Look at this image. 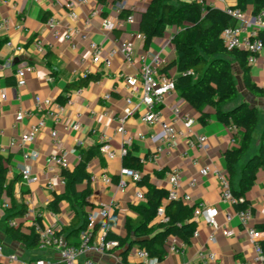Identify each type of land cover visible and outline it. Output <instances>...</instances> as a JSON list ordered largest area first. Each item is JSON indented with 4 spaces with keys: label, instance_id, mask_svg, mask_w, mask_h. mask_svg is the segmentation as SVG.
<instances>
[{
    "label": "crops",
    "instance_id": "crops-1",
    "mask_svg": "<svg viewBox=\"0 0 264 264\" xmlns=\"http://www.w3.org/2000/svg\"><path fill=\"white\" fill-rule=\"evenodd\" d=\"M67 0H0V23L8 22V29L0 28V145L7 146L10 141L17 140L26 133L31 126L35 125L42 117V112H34L33 115L21 123L15 120V114L19 110L31 109L34 98L50 99L57 103L59 96H65L64 89L79 77L86 74H100L101 79L97 83L90 84L86 89L74 91L69 94L72 106L65 107L61 113V122L53 124L46 119L44 128L37 135L35 141L25 148H13L4 154H0L8 168L7 181L12 183V198L3 195L0 199V245L4 254L14 255L17 258L14 264L33 263L37 259H44L55 263L58 260V253L52 249L26 248L21 243L9 239L6 235V227L9 221H14L21 226L20 230L29 233L30 230L22 223V216L19 214L20 207L25 206L28 200L32 201L33 210L40 215L41 223L44 226L55 227L69 244H78L82 230L81 213L75 209L67 200L58 204V211L53 212L48 208L55 196H62L65 193V183L61 181L62 170L48 162L49 155L65 151L69 168L73 172L79 162L80 153L87 159V173L91 177V194L87 198L88 206L85 211L102 206H109L117 211L115 233L120 237H126V220H136V214L131 210L132 205H138L144 200L136 198L137 192L145 194V188L137 183L127 181L125 187L119 186V171L122 168L120 155L123 141L128 137L133 138V144L138 147L137 155L144 161L141 169V176L146 177L149 183L157 188H168V174L172 169H179L182 173L179 193L188 195L191 198L189 206L204 203L216 209V223L219 227L214 231L206 224L204 219L195 221L197 237L192 236L189 245L185 246L183 254L171 252V246L180 247L183 243L175 238H169L167 252L159 264H264L257 260V253L254 249L255 241L239 225L237 211L234 206L221 199V188L215 173L226 176V165L224 153L232 146L233 131L220 124L212 108H207L210 115L206 126L198 122L199 113L188 103L182 100L177 93L167 97L163 104L158 107L161 120L166 123L172 122L171 108L177 105L183 115L193 119L191 134L187 141H180L175 149L169 154L163 153L157 159L152 160L155 150L160 146L159 126L150 127L142 118L147 112L146 106L142 103V90L140 85L131 91L124 85V76H134L141 66V57L146 54L160 55L164 59V66L176 61V53L172 39L179 33L173 27L167 28L161 38H155L148 47L144 46V38L139 32L141 13L144 12L151 0H130L128 9L133 11L135 22L123 25L112 32L103 31L101 23L104 18L114 15L113 4L108 6L98 5L95 0H88L86 5L77 8V20L71 21L64 9ZM199 1V0H187ZM204 6L224 10L234 5L231 1L225 0H201ZM99 11V16L92 19L88 28L90 41L99 44L103 49V55L115 49L118 51L121 44L131 42L134 47L136 61L134 65L127 64L119 52L111 59L109 68L101 64H94L91 61V51L88 43L76 39V49L72 50L63 39H55L52 30L47 26L50 18L62 21L64 26L81 27L84 19L92 12ZM251 10L245 12L247 21L252 17ZM250 30V28H249ZM41 41L44 51L39 54L34 48V42ZM10 43V45H8ZM20 49L19 51L17 50ZM52 55L51 63L55 68L57 76L51 78L50 72L45 66L44 55ZM231 62L234 81L238 95L234 102L223 106L224 110H230L238 104L245 103L254 107L259 112V122L252 136V144L244 155L239 166L233 184L237 189L241 167L246 161L258 152L260 137L264 128V98L253 96L245 88L242 81V74L238 65ZM23 64L34 67V71L26 75V82L23 87L17 86L15 76L16 69ZM168 76L176 80L178 73L176 68L170 67L166 72ZM250 75L253 83L264 89V52L258 57L256 63L250 66ZM110 94L111 97L105 100L103 97ZM131 96L132 104L127 105L126 97ZM58 104V103H57ZM60 104V105H64ZM123 120L124 134H116L120 123ZM80 124L79 130L65 129L67 123ZM176 127L185 132L184 127L177 124ZM55 130L58 135V143L53 144L51 132ZM143 135L144 140L138 136ZM101 135L110 138L109 144L117 152L114 161L107 160L98 152ZM206 137L202 149L193 148L189 142L196 144L198 138ZM37 155L36 159L28 160L25 155ZM28 165L32 169V175L36 181L28 184L21 178V167ZM210 167L211 173L202 176L200 171ZM103 177L108 182L103 181ZM52 180V188L48 183ZM63 180V179H62ZM195 180V185L190 182ZM84 186H80L81 190ZM253 211L251 226L256 229L264 224V170L257 173L252 189L246 195ZM3 204L7 207L4 208ZM11 217L7 221L8 217ZM229 217V219H228ZM167 226V219L156 218L152 224V232L163 230ZM233 232L232 237H224L222 230ZM103 230L97 229L93 232L91 247L86 254L101 264H141L136 257V247L129 252L126 261L121 258V251L113 247L103 253L94 250ZM214 235V242H209V236ZM264 234L262 235V239ZM261 239V240H262ZM199 253L204 255L213 254V261L201 263ZM0 264H8L3 259Z\"/></svg>",
    "mask_w": 264,
    "mask_h": 264
},
{
    "label": "trees",
    "instance_id": "trees-1",
    "mask_svg": "<svg viewBox=\"0 0 264 264\" xmlns=\"http://www.w3.org/2000/svg\"><path fill=\"white\" fill-rule=\"evenodd\" d=\"M98 5L108 6L119 0H95ZM234 3L231 8L241 12L251 10L253 16L264 8V0H225ZM132 13L124 9L120 17L126 18ZM235 25L234 20L224 10L204 6L201 2L187 0H151L144 12L141 13L139 32L144 38V46L148 47L155 38L164 36L167 28L173 27L180 30L172 39L176 53V61L161 68L166 72L170 67H175L178 76L175 80L176 93L199 113L198 122L206 126L210 115L207 108H212L217 121L228 129H235L232 135L233 144L224 153L226 165V178L229 181L231 192L237 203L236 211L250 207L246 198L247 193L254 186L257 173L264 170V128L260 137L258 152L252 155L241 167L240 179L237 189L233 184L239 166L244 155L252 144V136L259 122V112L254 107L245 103L236 105L230 110H224L223 106L235 101L238 95L234 81L231 62L234 61L242 74V81L253 96L264 98V89L256 86L250 75V65L247 63L248 54L242 50L228 51L220 38L224 29ZM2 43H0V48ZM45 66L50 72L51 78L57 73L51 63L52 55H44ZM187 73H191L188 75ZM100 74H87L79 77L65 86V96H59L58 104L66 102L69 94L74 91L86 89L90 84L100 81ZM138 147L135 144L126 150L122 156V168H130L141 171V158L137 155ZM99 152V147H98ZM80 162L73 171H62V179L65 183V193L55 196L48 205L53 212L58 211V204L67 200L81 213L82 224L80 229L87 227L88 206L87 198L91 194V177L87 173V159L80 153ZM8 168L5 159L0 155V199L3 195L12 198V183L7 181ZM84 186L79 190L80 186ZM138 186L145 188L144 202L132 205L131 210L136 214V220H126V237H120L115 233L117 211L112 210L110 215L98 221L93 232L103 230L104 243H116L115 249L121 251V258L126 261L133 247L145 250L152 259L162 262L167 252L169 238H175L185 245H189L196 230V223L192 220L196 205H186L182 201H168V191L157 188L149 183L146 177H141ZM164 210V218L167 226L158 232H152V224L157 218V211ZM25 206L22 205L19 214L22 216ZM10 216L7 221L10 220ZM41 222L40 218L38 219ZM18 227H6V235L9 239L21 243L26 248H37L38 237L30 231L24 233ZM256 229L264 234V224ZM58 235H62L56 231ZM63 236V235H62ZM66 241V239H65ZM68 245L76 246L77 244ZM262 256L264 258V237L259 241ZM32 264V263H29Z\"/></svg>",
    "mask_w": 264,
    "mask_h": 264
},
{
    "label": "built area",
    "instance_id": "built-area-1",
    "mask_svg": "<svg viewBox=\"0 0 264 264\" xmlns=\"http://www.w3.org/2000/svg\"><path fill=\"white\" fill-rule=\"evenodd\" d=\"M39 1V0H36ZM130 0H119L114 4L113 12L114 15L104 18L101 23V28L103 31L112 32L117 28L123 27V25H130L135 22L133 11L126 18H121L120 14L124 9H128V3ZM198 2H201L199 0ZM88 0H67L64 4V9L67 13V16L71 21H76L78 16L76 10L82 5H86ZM202 3V2H201ZM129 10V9H128ZM225 13L229 15L235 22V25L224 29L221 33V40L223 45L228 51L232 50H242L248 54L247 63L250 66H253L258 57L264 52V8L255 15L252 16L249 21L245 18V13L241 12L238 9H233L231 7H226L224 9ZM99 16V11H92L83 21L81 27L76 26H64L61 20L56 18H50L47 21V26L52 30V36L55 39H63L72 50L76 49V39L80 42L88 43V47L91 51V61L94 64H101L105 68H109L111 65V59L117 54L120 53L124 61L129 65H134L136 61V56L134 52V47L131 42H124L121 44L120 48L117 50L112 49L108 51L106 56L103 55L102 47L90 41L88 36V28L92 19ZM8 22L2 21L0 23V28L8 29ZM250 28V30H249ZM10 45V43H8ZM35 50L41 54L44 51L43 44L41 41L36 40L34 42ZM19 51L20 49L17 48ZM141 66L138 70V73L134 76H124L123 82L124 85L131 91L140 85L142 90V103L146 106L147 112L142 118V121L150 126H159L160 134V146L155 150V153L152 156V160L157 159L161 154L167 153L175 149L180 141H187L188 136L191 134L192 125L194 123L193 119L189 118L187 115H183L177 105L172 106V122L166 123L161 120L158 107L164 103L167 97H170L176 93L175 80L168 76L165 73L161 72V68L164 66V59L158 54H146L141 58ZM34 71V67L29 64L20 65L16 71L15 76L17 79V86L23 87L26 82V75ZM190 75L191 73H187ZM87 75L86 73L83 76ZM132 96V91H131ZM131 96L126 97L125 102L127 105L132 104ZM111 97L110 94H106L103 98L108 100ZM72 106V100L70 97L67 98L64 105L57 104L50 99H41L40 97L34 98V104L31 109L19 110L15 114V120L17 123H21L24 120L30 118L33 113L42 112L43 117L30 129L22 134L17 140L10 141L7 146L0 145V154L6 153L8 150L19 147L25 148L26 146L33 143L40 133V131L45 126L46 119L52 121L53 124H58L61 122V113L65 107ZM119 127L116 130V134H124L123 120H119ZM179 124L184 127L185 132L181 131L176 127ZM65 129L79 130L80 124L78 122L73 123L71 126H68L67 123L64 125ZM234 132L235 129H230ZM139 140H144L143 135L138 136ZM51 140L53 144L58 143V135L55 130L51 132ZM99 153L103 155L107 160L114 161L117 158V152L109 144L110 138L106 135H101L99 138ZM206 137L202 136L198 138L196 144L189 142V145L193 148L202 149L205 145ZM133 144V138L128 137L123 141V147L121 149L120 155L123 156L126 153V150L129 149ZM37 155L33 153L32 155H25L26 159H36ZM48 162L54 164L62 171L68 170L69 163L67 160V152L59 151L55 152L48 157ZM141 159V163L143 164ZM21 178L28 184L36 181V178L32 175V169L30 166L25 165L21 167L20 170ZM211 173L210 167H205L200 171L202 176H207ZM120 181L119 186L125 187L127 181L132 183H138L141 179V171L130 169V168H121L119 171ZM218 178L220 188H221V199L231 206H234L237 203V200L234 198L231 192V187L226 176L219 173H215ZM182 173L179 169H172L168 174V201H182L185 204L191 202V198L188 195H181L179 193V188L181 185ZM64 183V180L61 179ZM104 182H108L106 177H103ZM195 185V180L190 182V186ZM48 188H52V180L47 185ZM138 200L143 199V194L139 191L136 194ZM4 208L7 207L6 204H3ZM112 208L109 206H102L98 209L92 210L88 213L87 216V227L84 231L81 232L80 241L76 246L68 245L65 241V238L62 235L56 233L55 227L44 226L41 222L38 221L40 215L35 213L33 210L32 201L28 200L25 203V211L22 215V223L32 231L37 237L40 249H52L58 253V260L53 263L44 259H37L32 264H101L91 258L86 257V254L91 251V241L93 237V228L95 224L110 215ZM237 217L239 220V225L248 233V235L255 241L254 249L257 253V260L264 262V258L261 253L259 246V241L262 239L263 233L251 226L253 219V211L251 207H248L244 210L237 211ZM217 212L216 209L208 206L204 203L196 204V207L193 212V219L198 221V219H204L207 225H209L214 231L218 230L219 227L216 223ZM157 218H164V210L160 208L157 211ZM229 219V217H228ZM9 227H18V224L14 221H9ZM222 235L224 237H232L233 232L223 229ZM197 230L193 232V236L197 237ZM103 236H100L97 244L94 246V250L103 253L108 248L116 246V243H104ZM214 235L209 236V242H214ZM185 244H182L180 247L171 246V252L177 254H183L185 249ZM136 257L140 260L141 264H159L155 259H152L149 254L143 249L136 250ZM199 258L201 263L205 261H213L214 255L208 254L204 255L199 253ZM3 259H6L8 264H14L17 261L16 256L14 255H5L4 249L0 245V263ZM29 264V263H26Z\"/></svg>",
    "mask_w": 264,
    "mask_h": 264
}]
</instances>
